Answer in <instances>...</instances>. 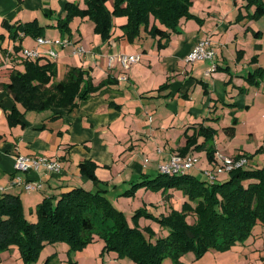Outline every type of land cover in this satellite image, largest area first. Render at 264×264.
I'll use <instances>...</instances> for the list:
<instances>
[{
  "label": "crops",
  "instance_id": "crops-1",
  "mask_svg": "<svg viewBox=\"0 0 264 264\" xmlns=\"http://www.w3.org/2000/svg\"><path fill=\"white\" fill-rule=\"evenodd\" d=\"M67 2H76L86 7L85 4L82 6L84 0H0V34L3 35L0 37V199L8 194L20 196L25 213L28 210L34 212L44 198L56 199L73 187L83 186L95 190L81 180L85 176L80 172L81 161L76 157L77 154L82 160L91 159L105 167L112 159L110 152L116 156L118 152H139L143 148V151L156 150L159 163L167 159V156L178 151L181 153L187 143V135H192L200 124L216 129L211 122L218 120V123H222L221 118L227 119L226 104L238 107L230 109L232 113L240 110L243 104L249 106L246 100H243L245 103L242 100L225 101L218 94L219 85L227 78L225 71L232 72L231 57L224 47L217 52L214 60L216 73H207L212 65L210 61L187 62L186 57L200 40L210 36L212 40L218 39L217 34L233 12L232 9L225 10L223 5L210 11V5L206 3L198 10L194 2L191 8L193 16L180 20L183 33L175 36L174 43L171 41L162 47L157 45L159 37L151 36L144 29L134 42H130L122 29L127 22L125 16L113 18V28L108 39L95 32L94 22L90 18L75 16L63 42L72 40L82 46L84 51L78 52L77 48L80 47H65L62 42L54 45L58 51L55 61L44 54L42 62H54L57 76L63 72V77L57 79L56 76L55 81L62 80L71 67L77 66L88 70L96 86L103 81L112 82L82 100L73 110L62 111L58 117L52 118L53 109L26 110L20 103H15L8 83L11 72L23 67V58L14 46L19 43L24 45L25 42L33 48L36 45L30 36L14 40L12 45L8 38L11 37L10 31L4 22L17 25L36 20L44 27L43 36L55 38L57 34L52 35L51 31L56 30H52V27L55 28L57 24L55 19L65 18ZM111 2L108 0L107 4ZM234 2L236 4L237 0ZM109 8L113 10L112 6ZM59 30L63 34L64 30ZM258 30H261L259 26L255 31ZM227 41L228 35L225 43ZM44 47L48 49V46ZM229 51L235 54L231 49ZM120 53L139 54L140 60L126 70L118 59ZM111 57H114L112 63ZM240 58L236 57V68L246 64L240 63ZM238 74L243 76L244 72ZM167 83V87L160 89ZM238 86L244 90L240 83ZM222 103H226L225 107ZM15 107L20 113L14 116L17 123L11 124L8 115ZM234 117L238 120L234 114L231 122H228V118L222 123L223 129L233 124ZM19 154L36 157L45 154L52 160L63 162V170L61 173H50L43 166L37 170H17L16 157ZM151 166L157 168L156 162H152ZM141 170L143 174L146 173L144 168L141 167ZM152 170L144 176L155 177L149 174ZM107 171L111 175V170ZM18 177L20 182H17ZM27 182H41L42 188L28 191L25 188ZM85 249L79 252L82 256L76 255L77 264H138L133 260H117L116 255L105 258L103 254L100 255L98 245L90 250ZM17 250L12 247L1 253L0 264L4 257L10 260L12 255L17 254ZM66 251H70V247ZM49 257L50 253L47 259ZM63 260L48 264H63Z\"/></svg>",
  "mask_w": 264,
  "mask_h": 264
},
{
  "label": "trees",
  "instance_id": "trees-1",
  "mask_svg": "<svg viewBox=\"0 0 264 264\" xmlns=\"http://www.w3.org/2000/svg\"><path fill=\"white\" fill-rule=\"evenodd\" d=\"M86 7L76 2L66 3V16L61 19V29H69L75 16L88 17L95 23V32L108 39L113 28V18L126 16L122 26L130 42L141 34L143 29L150 35L158 36L162 47L163 38L172 29H177L182 18L192 17L190 7L193 0H115L113 10L107 6L108 0H84ZM255 16L264 14V1L257 0ZM10 36L22 40L25 36H43L44 27L38 21L11 25L4 22ZM257 37L262 31H254ZM0 37H3L0 34ZM16 52L22 45L14 46ZM24 56V70H13L8 89L15 103L26 110L53 109L52 118L64 110H73L80 102L94 92L111 83L112 80L94 85L88 70L71 67L62 80L55 81L57 66L52 61L42 62ZM49 59V58H48ZM168 86L164 84L160 89ZM20 113L15 107L9 113L11 124ZM237 118L225 127L229 135H234ZM217 130L200 124L192 135H187V143L181 153L185 154L192 146L205 149L208 160H217L213 147ZM198 136L203 137L198 143ZM236 157L235 159H238ZM80 172L97 181V163L94 160L80 162ZM134 182L124 193L133 192L140 184L161 188H181L189 195L183 211L173 210L168 219H162L169 233L154 241L141 229L129 226L125 215L106 196V188L96 191L83 186L73 187L58 198L46 197L36 207L37 220L30 221L25 213L20 196L8 194L0 199V254L16 247L25 264H34L46 244L66 242L70 250H81L93 241L94 233L104 236L105 250H117L120 256L129 257L138 264H161L165 258L175 261L189 251L202 256L211 248L228 249L238 242H245L256 225L264 226V168H236L229 172L226 180L207 182L188 172L177 174L159 173L153 178L144 177ZM194 203V204H193ZM195 215L189 222L187 215ZM98 214L100 216L98 217ZM99 220V221H98ZM49 259V258H48ZM70 264H77L73 257Z\"/></svg>",
  "mask_w": 264,
  "mask_h": 264
},
{
  "label": "rangeland",
  "instance_id": "rangeland-1",
  "mask_svg": "<svg viewBox=\"0 0 264 264\" xmlns=\"http://www.w3.org/2000/svg\"><path fill=\"white\" fill-rule=\"evenodd\" d=\"M111 1V4H107L108 8L109 6H114L115 0ZM256 1L257 0H237L236 4L234 0L193 1V3L195 2L196 9L198 10L202 9L201 6L204 3H206V5H210V11L217 6L222 5L227 11L229 9L233 10L230 17L226 20V25L222 27L220 32L217 34L218 39L216 40L213 38L212 40L210 36L209 38L207 37L203 40H210L211 47L215 51L214 60L217 52L219 53L221 51V47H224L225 51L231 57L230 64L232 72L229 73L228 71H225L227 78L224 80L220 78V80H222V84L219 85L218 94L224 97L225 101L232 100L233 102H238L242 100L241 102H244L243 100H246V103H249V106H245L246 104H243V107L235 113H232L230 109L234 110L238 109V107L225 103L227 105V108L225 109L228 110V122L229 120L231 122L234 114L238 116V123L234 135H229L223 129L222 123H225L227 119L223 120L224 118H221V121H223L222 123H218V120L211 122L217 129L214 141L212 140L213 147L219 148L216 150V154L218 156L217 160L211 163L208 160L206 150L198 149L196 146H193V148L188 151V154L194 157L197 162L192 164L188 168L187 172L197 176L200 180L210 183L226 180L229 177V172L218 173L215 179L211 175L214 168L223 164L222 156L233 159L236 157L247 158L248 163L245 165V168L248 169L264 168V14L258 17L254 15L257 7ZM84 4L85 2H83L82 6ZM192 6L193 4L190 7V11ZM227 11L223 12V14L227 13ZM126 18L127 17L125 16L124 20ZM44 20L45 19H42V21ZM55 21H57V24L55 28L52 27V30L56 31H51V34L54 35L56 33L57 36L51 39L55 42H63V37L68 34L69 29H65L63 34L60 33L59 29H61V27L59 23L61 21L57 19H55ZM257 26H259L262 31L261 36L259 37H257L254 32ZM182 27L183 24L179 22L177 29H172L170 35L163 38V44L166 45L171 41L174 43L175 36L183 33V30H181L183 29ZM225 27H228V29L226 30ZM227 35L229 37V41L225 43ZM100 36L102 37V34H100ZM30 37L34 40L36 47L33 48L25 42L24 45H22V49L18 52L21 56H24L23 53L25 49H40L42 53L48 52V49L39 45L34 37ZM8 38L11 40L13 45L14 39L12 37ZM220 43L223 44V46L220 45ZM67 46L73 47V49H75V47H82L78 45V43H73L72 40L65 44V47ZM227 46H229L235 54H231V51H229L230 49ZM240 56L241 58L239 62H246V64L245 66L242 64L236 68V57ZM55 58H53L54 61ZM214 60L213 63L215 64ZM22 66L21 71L25 68L23 64ZM215 70H212V72ZM239 72H244V75L240 76L238 74ZM62 77L63 72H60L57 79ZM239 83L242 85L244 90L238 86ZM225 104H223L224 107ZM221 115L224 116L225 114L221 113ZM53 120H57V118ZM202 141L203 137L198 136V143L200 144ZM66 144L67 146H71L68 143ZM162 148H164V146ZM142 149L143 148H140L139 152H136V150L134 152H126L125 150V152H118L116 156H113L112 152H110L112 159L107 166L104 165L105 167H101L102 164L100 165L96 162V174L99 178L97 181L83 175L82 173V176L85 177L81 180L85 181L84 183L87 184L88 187H93L95 189L94 191L103 185L107 189L105 192L106 196L116 208L123 212L129 226L141 229L154 241L156 238L165 237L169 233V230L162 222V219H168V216L171 215L174 209H177L180 212L183 211L185 206L184 204L186 202H190L191 200L189 195L185 194L181 188H156L145 183L138 185L133 192L124 193L123 189L125 190L127 187H130L129 185H132L135 181L145 179L144 177L146 176H144V174H148V171L153 169L151 166L152 162H156L157 168L153 169L152 173L149 174H154V176H156L160 172V165H165L171 160L172 155H170V157L167 156V159L163 158L164 160H160L158 163L156 150L147 149L143 151ZM164 153L166 152L164 151ZM176 153L179 154L180 152L178 151ZM74 154L75 153H73V155ZM180 154L185 155L186 153ZM38 157L51 159L50 156L45 154L39 155ZM76 157H78L81 162L85 161V159L82 160V158H79L78 154ZM67 161L68 160H66V166L68 165ZM141 167L145 169L146 173H142L143 170H141ZM107 170H111L113 174L111 173V175H109ZM112 175L114 176L111 177ZM111 178L114 181L110 180ZM86 189L90 190L89 188ZM26 215L30 221H36L38 217L36 210L32 213L28 210ZM99 216L100 214H98V217ZM187 218L189 222L192 223L195 220V215L193 213H189ZM97 245L100 246V255L103 254L105 258L116 255L118 256L117 260L131 261L129 257L120 256L117 250H105L104 236L97 232L94 233L93 241L83 249L86 248L85 250H90V248ZM68 247L69 244L62 241L46 244L40 253L39 259L34 262V264H48L49 262L55 260L60 261L61 259H64L62 262L63 264H70L69 260L66 258L69 254V258L73 257L74 259L77 257V254L78 257L82 256L79 252L83 249H72L67 252L66 250ZM49 253L50 257L47 259V254L49 255ZM2 264H25V262L22 259L19 250H17V254L12 255L10 260L4 257ZM161 264H264V226L256 225L252 234L245 242H238L228 249L211 248L199 257L196 252L189 251L183 254L177 261H175L172 257H168L165 258Z\"/></svg>",
  "mask_w": 264,
  "mask_h": 264
},
{
  "label": "built area",
  "instance_id": "built-area-1",
  "mask_svg": "<svg viewBox=\"0 0 264 264\" xmlns=\"http://www.w3.org/2000/svg\"><path fill=\"white\" fill-rule=\"evenodd\" d=\"M39 45L48 46V52L42 53L38 49H25L24 57L29 59L37 60L41 58L42 55L46 54V56L50 58H55L58 56V51L54 48V45L61 44L62 42H55L51 38L45 36H39L35 38ZM64 44L68 43V41H64ZM78 52H83V48H77ZM215 51L211 47V43L209 39L200 40L194 49L188 54L186 57L187 62H195L197 60H207L212 63L211 67L207 70V73L212 72V70L216 69V65L213 63ZM114 57H111L110 61L112 63ZM118 59L121 65L127 70L132 67V65L140 60V55H133L127 53H120L118 55ZM221 156V155H220ZM219 156V157H220ZM218 158V156H217ZM223 164L219 167L214 168L211 172L212 177L215 179L218 173L221 172H230L236 168L243 167L248 163L247 158H238L233 159L230 157L222 156ZM196 159L189 154L181 155L180 153L172 154L171 160L165 165H160V172L164 174H177V173H185L188 168L196 163ZM41 166H43L50 173H61L63 170L62 163L58 159H47L36 156H26L19 154L16 157V169L17 170H37ZM20 178H17V182H20ZM25 188L28 191L38 190L42 188L41 182H27L25 183Z\"/></svg>",
  "mask_w": 264,
  "mask_h": 264
}]
</instances>
